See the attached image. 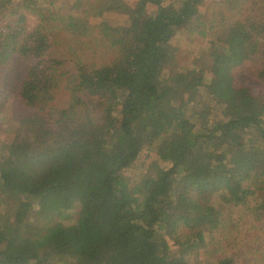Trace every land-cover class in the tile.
Segmentation results:
<instances>
[{"label":"trees","instance_id":"trees-1","mask_svg":"<svg viewBox=\"0 0 264 264\" xmlns=\"http://www.w3.org/2000/svg\"><path fill=\"white\" fill-rule=\"evenodd\" d=\"M48 1L0 0V66L28 61L14 121L34 147L3 145L0 264H191L225 222L215 203L264 219V0ZM112 12L129 22L97 20ZM182 30L205 39L186 69ZM248 62L260 92L236 83ZM145 147L157 168L130 180Z\"/></svg>","mask_w":264,"mask_h":264},{"label":"rangeland","instance_id":"rangeland-1","mask_svg":"<svg viewBox=\"0 0 264 264\" xmlns=\"http://www.w3.org/2000/svg\"><path fill=\"white\" fill-rule=\"evenodd\" d=\"M125 1L129 5H134L137 0ZM161 1L163 5L175 2L174 0ZM61 2L70 3L72 0H62ZM56 4H60L59 1ZM37 5L45 9L55 7L48 0H37ZM29 12L25 11L26 26L32 28L38 23V17L36 14ZM152 12V7L147 4L146 13L141 16L139 23H142L144 17ZM97 20H104L111 24L127 23L129 22V16L112 12L104 14L102 18ZM1 23L0 21V26ZM172 46L176 48V57L175 63L171 66L186 69L190 67V60L195 56L198 49L205 47V39L197 34H189L182 30L172 39ZM27 63L28 61L14 56L6 64L0 66V158L5 157L3 145L11 141L20 144L29 153L34 151V147L29 142V134L14 121L17 117L29 112L22 105L18 96V81L23 75ZM255 66V63L248 62L247 65L238 67L235 70V80L237 84L248 83V85H253L256 91L260 92V89H258L260 87L259 79L254 75ZM156 168L154 153L150 151L149 147H145L134 167L126 170L125 175L130 180H136L141 174L151 175ZM215 204L219 209L223 208L225 222L211 230V232H205L201 245L187 253L185 258L191 264H205L220 257H232L235 264H264V219H255L241 207L233 205L222 207L220 203ZM36 209L37 205L34 210ZM188 232L187 228H183L179 234L186 237L190 235ZM52 262L54 264H73V258L55 255Z\"/></svg>","mask_w":264,"mask_h":264}]
</instances>
